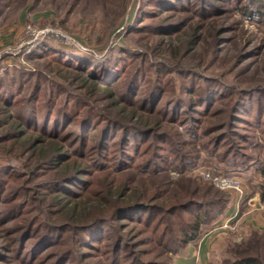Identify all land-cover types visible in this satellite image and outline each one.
Masks as SVG:
<instances>
[{
    "label": "rangeland",
    "instance_id": "obj_1",
    "mask_svg": "<svg viewBox=\"0 0 264 264\" xmlns=\"http://www.w3.org/2000/svg\"><path fill=\"white\" fill-rule=\"evenodd\" d=\"M9 115L24 129L54 117L89 137L83 188L106 214L82 229L41 200L48 187L83 191L28 169L26 151L9 149ZM94 131L107 132L106 160ZM126 133L125 170L110 143ZM212 177L235 179L241 193ZM0 182V264H175L189 245L180 249L178 231L197 216L207 218L193 243L225 233L212 264L248 247L261 258L264 0H0ZM119 184L146 198L121 208L100 192Z\"/></svg>",
    "mask_w": 264,
    "mask_h": 264
},
{
    "label": "trees",
    "instance_id": "obj_2",
    "mask_svg": "<svg viewBox=\"0 0 264 264\" xmlns=\"http://www.w3.org/2000/svg\"><path fill=\"white\" fill-rule=\"evenodd\" d=\"M57 58L58 57H52L54 61H57ZM63 65L72 66V64L67 61H64ZM85 75L86 77L84 78V81H87L90 78L89 75L93 74L87 73ZM91 82L93 81L91 80ZM107 82H111L110 79ZM117 89V85H110L109 88H103L104 92H107L110 95L116 92ZM133 103H135V101H133ZM8 106L10 108L12 104L10 103ZM51 116L52 115H50V117ZM6 118L7 120H4V122H8V120H10L9 128L11 132L16 134V136L11 137L7 141L11 145L9 149L16 150V147L18 146L20 151L21 149L22 151H26V154L28 155L27 161L30 162L26 166L28 169H30V171L35 170L37 167L40 168V170H50L57 179H63L67 181L68 185H72L73 187L78 188V190L86 192V194L83 192L74 193L72 189L67 186H65L66 188L58 186H53L52 188L48 187L44 188L43 193L40 194L42 201L48 199L56 200L57 207L61 210V212H63L69 220L74 221L78 228L82 229L86 228L88 225H91L93 223L92 221L94 217H96L97 214H106L105 205L98 200V192L94 190L89 192L90 189L87 190L86 188H83L85 183L83 182L82 177L91 176L89 173H85L90 172L87 168H89L88 166L90 165L88 161L91 160L88 155H86V151L87 153H90L89 155L93 156L94 154L92 151L93 148H91V146H87L89 141V137L87 135L75 136L73 134L60 131L59 129L63 124V121L54 117H52V122L50 121V126H48V123L45 121V115L43 117H35L34 121L31 123L32 129H24L21 123V117L18 118L17 116L9 115L8 117L6 116ZM66 119L69 120L68 123L70 125L77 124V121H74L72 117H67ZM38 121L41 122L40 128H36ZM106 133L107 132L103 131L102 136H100L101 134L98 131H94L91 136L92 139L98 138L97 140L100 142L98 145L99 161L102 159H107V154L105 152L107 151V145H109V143L107 139H105V142H103L104 139H102ZM130 136L131 135L126 133L124 134L122 141L119 140V137L117 139H111L112 142L110 141V154L115 155L117 150L120 152L119 154L121 155L118 157L117 161L120 167H122L124 164L123 169L125 170L128 168V166L126 165V162H123L128 156L127 152L128 146L130 144ZM79 142H81V148L80 150H77L76 145L79 144ZM113 160L115 162V157ZM116 171L118 173H122L124 170L117 169ZM16 176L17 174L13 173V177ZM1 183L2 182H0V186ZM104 187L105 186L103 185L100 189V192L109 194V196L112 197V199L115 200L117 204H120V206L121 204L123 205L121 208L127 206V208H132L133 205L137 206L136 204L139 200L146 198L144 194H139L136 189L124 187L121 186V184L116 186L109 185L106 191H104ZM75 196H78L79 199L80 197L82 198L86 196L85 199L87 200L84 203V200H79L80 204L83 203L81 206L74 199ZM121 216L122 215H120L119 219H115L113 217L111 220H121ZM206 218L207 217L205 216L203 221L197 216L193 225L188 226L187 229L181 228L178 231V234L181 238L180 249L185 245L195 242L198 239L200 226L201 224L205 223ZM136 222H138V220H136ZM1 232H3V230H0V233ZM260 241L261 239L258 236L257 243ZM247 249L236 251L231 264H264V253L261 258H258L257 256L250 254V247ZM176 252H178V250H176Z\"/></svg>",
    "mask_w": 264,
    "mask_h": 264
},
{
    "label": "crops",
    "instance_id": "obj_3",
    "mask_svg": "<svg viewBox=\"0 0 264 264\" xmlns=\"http://www.w3.org/2000/svg\"><path fill=\"white\" fill-rule=\"evenodd\" d=\"M224 235L225 233L221 232L216 235L215 233L207 234L199 242L189 244L183 253L177 257L175 264H212L211 258L216 248L215 242L219 243L218 240Z\"/></svg>",
    "mask_w": 264,
    "mask_h": 264
},
{
    "label": "built area",
    "instance_id": "obj_4",
    "mask_svg": "<svg viewBox=\"0 0 264 264\" xmlns=\"http://www.w3.org/2000/svg\"><path fill=\"white\" fill-rule=\"evenodd\" d=\"M206 177L211 179V177L209 175H206ZM212 180L216 184H219L222 187L231 188V189H234L237 192L241 193L240 186L235 181V179H232V178H224V177H212Z\"/></svg>",
    "mask_w": 264,
    "mask_h": 264
}]
</instances>
